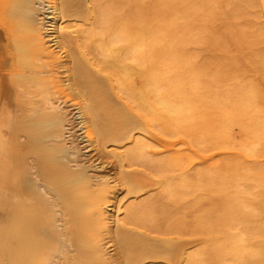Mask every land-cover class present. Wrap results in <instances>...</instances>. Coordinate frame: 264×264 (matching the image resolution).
Listing matches in <instances>:
<instances>
[{
    "label": "bare ground",
    "instance_id": "1",
    "mask_svg": "<svg viewBox=\"0 0 264 264\" xmlns=\"http://www.w3.org/2000/svg\"><path fill=\"white\" fill-rule=\"evenodd\" d=\"M174 1L172 33L162 40L165 32L145 31L129 8L102 10L98 25L65 31L66 16L90 19V0H0V10L9 9L0 22V264H223L226 242L239 243L221 230L229 221L223 202L207 218L199 188L208 180L193 183L187 166L173 167L169 144L166 165L124 168L128 152L140 157L149 141H161L135 136L143 116L125 98L166 126L183 110L161 90L180 95L173 90L202 72L187 56L188 19L198 13L190 0ZM249 59L252 67L260 60ZM249 87L237 88L228 109L219 105V146L245 141L241 148L250 150L259 141ZM96 148L116 158L123 182L89 153ZM116 186L133 199L112 231Z\"/></svg>",
    "mask_w": 264,
    "mask_h": 264
},
{
    "label": "rangeland",
    "instance_id": "2",
    "mask_svg": "<svg viewBox=\"0 0 264 264\" xmlns=\"http://www.w3.org/2000/svg\"><path fill=\"white\" fill-rule=\"evenodd\" d=\"M190 1L198 14L188 19L191 42L187 46V56L202 72L199 71L198 81L173 90L180 95L165 97V90H161L167 103L183 110V116L168 121L166 126L125 98L143 116L141 130L135 136L156 134L161 141H149L143 156L134 158L128 152L123 159L124 168L146 170L153 160L166 165L163 146L169 144L172 149L169 161L173 167L180 169L187 166L193 183L196 176L208 180V185L199 188L203 189L207 218L214 217L215 213L209 214V210L216 202H220L221 206L224 203L229 221L221 224V230L226 234L230 232L235 239H239V243L226 242L223 251L228 259L223 264H264V0ZM176 5L180 6L181 3ZM90 6L92 12L87 21L84 17L76 16L60 19L62 26L65 24L64 30H73L77 24L84 22L93 21L98 25L103 19L102 10H108L110 16L121 8H129L132 17L139 13L145 31L149 28L165 32L166 35L159 37L162 40L171 36L174 0H90ZM8 10V6L0 10V22L2 16H9ZM251 56L260 58L253 67L249 66ZM239 86L251 87L252 108L262 128L259 141L250 150L241 148L247 143L245 141L234 149L231 145L219 146L214 138L222 117L219 105L228 109L237 97ZM161 112L157 110L155 113ZM233 130L240 143L243 140H240L243 135L241 128L235 125ZM130 145L127 143L125 146ZM112 146L108 145L107 149ZM151 151L161 153L153 156ZM89 153L95 154L93 158L109 162L107 169H110L111 175L119 183L124 181L115 157L107 156L100 148ZM220 175L224 182L219 186L215 176ZM115 190L107 211L112 231L116 230L115 215L121 218L125 206L133 199L125 189L116 186Z\"/></svg>",
    "mask_w": 264,
    "mask_h": 264
}]
</instances>
